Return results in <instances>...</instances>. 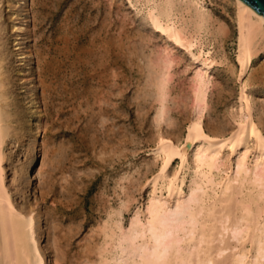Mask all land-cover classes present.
<instances>
[{
  "label": "rangeland",
  "instance_id": "374dc122",
  "mask_svg": "<svg viewBox=\"0 0 264 264\" xmlns=\"http://www.w3.org/2000/svg\"><path fill=\"white\" fill-rule=\"evenodd\" d=\"M128 3L0 0L4 108L13 133L3 146L4 184L14 206L35 216L48 264H98L105 222L125 205L126 224L148 197L144 184L158 172L156 138L182 143L191 119L195 64ZM199 3L210 22L204 50L214 60L201 125L206 134L228 135L241 90L234 8L230 0ZM163 53L174 63L160 119L155 82ZM243 82L264 134V50Z\"/></svg>",
  "mask_w": 264,
  "mask_h": 264
},
{
  "label": "bare ground",
  "instance_id": "6f19581e",
  "mask_svg": "<svg viewBox=\"0 0 264 264\" xmlns=\"http://www.w3.org/2000/svg\"><path fill=\"white\" fill-rule=\"evenodd\" d=\"M127 1L151 30L181 48L195 64L192 115L182 143L164 135L156 138L152 158L158 172L144 184L148 197L125 225L127 206L110 214L100 229L98 264H264V134L261 123L253 119L254 107L243 82L252 60L264 50V16L243 0H230L241 90L232 116L236 126L218 136L206 134L201 125L214 64L202 42L210 23L204 7L199 0ZM224 29L219 27L217 34ZM164 53L157 59L155 82L160 119L174 63L172 53ZM2 64L0 59V264H48L38 246L35 216L14 206L4 184L3 146L12 127L11 114L4 108ZM176 161L178 168L170 172Z\"/></svg>",
  "mask_w": 264,
  "mask_h": 264
},
{
  "label": "water",
  "instance_id": "95a60500",
  "mask_svg": "<svg viewBox=\"0 0 264 264\" xmlns=\"http://www.w3.org/2000/svg\"><path fill=\"white\" fill-rule=\"evenodd\" d=\"M250 5L256 12L264 16V0H243Z\"/></svg>",
  "mask_w": 264,
  "mask_h": 264
}]
</instances>
